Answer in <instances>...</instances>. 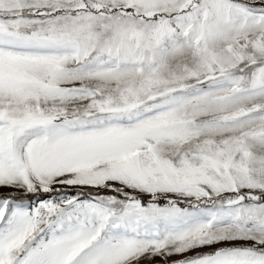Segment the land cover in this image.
I'll use <instances>...</instances> for the list:
<instances>
[{
  "label": "snow or ice",
  "instance_id": "snow-or-ice-1",
  "mask_svg": "<svg viewBox=\"0 0 264 264\" xmlns=\"http://www.w3.org/2000/svg\"><path fill=\"white\" fill-rule=\"evenodd\" d=\"M0 264H264V0H0Z\"/></svg>",
  "mask_w": 264,
  "mask_h": 264
}]
</instances>
